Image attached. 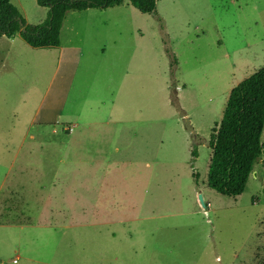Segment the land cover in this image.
Segmentation results:
<instances>
[{
    "label": "rangeland",
    "instance_id": "374dc122",
    "mask_svg": "<svg viewBox=\"0 0 264 264\" xmlns=\"http://www.w3.org/2000/svg\"><path fill=\"white\" fill-rule=\"evenodd\" d=\"M10 2L39 23L35 0ZM94 12L76 38L84 58L72 87L46 104L43 67L55 62L20 37L0 39V264H264V147L241 196L207 187L229 93L264 68V0H157L155 15L124 0ZM40 105L47 123L79 124L84 148L107 162L54 200L51 178L38 186L20 164Z\"/></svg>",
    "mask_w": 264,
    "mask_h": 264
},
{
    "label": "trees",
    "instance_id": "16d2710c",
    "mask_svg": "<svg viewBox=\"0 0 264 264\" xmlns=\"http://www.w3.org/2000/svg\"><path fill=\"white\" fill-rule=\"evenodd\" d=\"M46 10L40 24H28L9 0H0V38L19 35L33 49L57 48L59 33L68 13L89 9L107 10L124 0H35ZM141 14L155 15L157 0H128ZM170 71L176 61L171 57ZM264 127V68L258 70L229 93L219 125L210 135L211 159L207 187L217 194L237 198L242 195L254 167L261 160L260 143Z\"/></svg>",
    "mask_w": 264,
    "mask_h": 264
},
{
    "label": "crops",
    "instance_id": "0c3cea01",
    "mask_svg": "<svg viewBox=\"0 0 264 264\" xmlns=\"http://www.w3.org/2000/svg\"><path fill=\"white\" fill-rule=\"evenodd\" d=\"M37 7L40 11V15L38 14L39 17L37 19V22H39L38 24H40L45 19L46 10L40 8L39 6ZM100 10L101 9H89L81 12L68 13L59 33V47L46 49L31 48L37 51V54L48 63L55 62L54 65L46 66L44 64L45 66L43 67L44 69L47 68L48 72L50 73V82L48 84V89L44 97L45 102L43 100L45 104L47 102L46 99L51 94V92L53 94L59 93L61 90L62 92H65L68 88L72 87V74L75 72L77 65H79L81 60L84 58V53L76 42V38L81 29V24L85 22L89 23L90 18H92L93 15L97 13L94 11ZM24 19L28 24H31L26 17ZM15 37L20 36L16 35L10 39L6 37L1 38L13 41ZM100 53L101 55L104 54L103 48L100 49ZM78 93L81 94V92ZM142 94L144 95L145 92L143 91ZM129 97L130 96H128V98ZM54 105L55 102H52V106ZM41 107L42 105L38 107L35 118L29 124L27 135H25L21 139L19 150L23 151V145L25 146L26 159L25 161H21L20 164L23 167H31V175L33 173L34 178L36 177L35 182H39L38 186L42 185L40 178L44 173H46V176L51 178L50 184L52 186V189H54L51 190V198L54 200L57 198V196L55 197V194L56 192H58L60 186H62V188L64 187L65 190H69L71 186L75 184H78L79 187H85V183L88 185L89 181L85 180V182L82 183V177L93 178L95 177L94 175H96V178L102 177L103 167L104 165H107V162H103L105 157H99L97 153V156H92L90 155L88 150L84 148L85 139H82L80 136L74 134L75 131L79 128V124L74 123L71 125H67V127H59L57 123H47V120L51 119L52 117L50 116L51 113L44 111L42 112V114H40L39 110L41 109ZM47 107V111H50V105H48ZM90 125L91 124H86L87 129L91 128ZM47 127H51L52 129L50 134L46 132H40L41 130L48 129ZM58 128H63L68 132L64 133V136L60 135L56 137L54 135H58ZM31 131L33 132L31 133ZM71 134L74 135L72 136ZM86 153L89 154L92 158H88V156L86 157ZM26 161H30V163ZM33 165H36L34 169ZM44 167H46L47 170H44ZM24 170L25 168H18L16 175H23L25 173ZM8 176L9 174L4 177L0 185V190L3 187V184L9 181V179H7ZM99 182L101 181L98 180L97 183ZM16 185H18V182ZM101 188L99 186L94 190V192L96 193V197L93 198L95 203L101 200L99 195ZM51 198L48 197V199ZM66 200H68V198L65 199V201Z\"/></svg>",
    "mask_w": 264,
    "mask_h": 264
},
{
    "label": "water",
    "instance_id": "95a60500",
    "mask_svg": "<svg viewBox=\"0 0 264 264\" xmlns=\"http://www.w3.org/2000/svg\"><path fill=\"white\" fill-rule=\"evenodd\" d=\"M198 199H199V202H200L201 206L204 207V203H203L202 196L199 195V196H198Z\"/></svg>",
    "mask_w": 264,
    "mask_h": 264
}]
</instances>
